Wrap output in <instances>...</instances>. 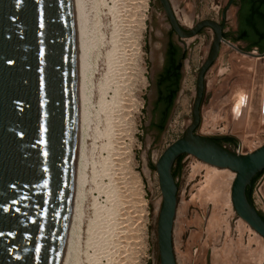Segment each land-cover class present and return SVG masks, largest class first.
I'll use <instances>...</instances> for the list:
<instances>
[{
    "label": "rangeland",
    "instance_id": "rangeland-1",
    "mask_svg": "<svg viewBox=\"0 0 264 264\" xmlns=\"http://www.w3.org/2000/svg\"><path fill=\"white\" fill-rule=\"evenodd\" d=\"M226 1L196 0L195 23L205 19H219L218 13ZM82 2L83 9L88 7L85 14L88 26L91 27L89 35L95 44L91 40L94 46L90 49L91 54L89 53L84 71L86 73H83L84 111L82 110L79 159L82 199L78 209L80 218L76 227V238L69 249L71 255H68L67 263L122 264L121 234L126 230L127 224L123 210L125 201L135 199L128 184H131L129 179L135 174L142 177L146 192V209L140 207L138 213L141 219L139 222L145 223V227L138 230L140 233L134 230V240L137 239L135 243L138 245H135L136 252H143L140 245L143 236L145 251L140 257L139 254L136 255V261L137 264H160L157 224L162 193L155 165L165 149L183 136L193 120L192 109L197 93L198 73L209 56L214 33L205 29L195 38L179 41L169 33L170 28L159 0L149 1L145 27L142 29L138 24V14L141 15L138 13V0ZM183 6L194 9L189 1L184 2ZM178 14L181 17L179 12ZM192 26L184 27L190 29ZM170 37L177 46L180 44L179 47L184 49L186 56L174 110L165 129L159 132L152 123L155 87L150 82V76L155 75L162 64L166 43ZM234 44H222L219 57L207 72L201 121L196 132L212 139L233 135L236 143L224 142L222 146L236 153L239 145H245L246 140L241 134L233 133L234 102L240 82L243 80L246 81L245 84L253 83L256 67L254 61L253 72H247L246 79L242 78L243 54L237 51L236 46L252 52L258 48L252 45L247 47L244 43ZM179 100L183 101V106H179ZM139 102H142V106L138 111ZM262 145L264 114L260 129L249 142L248 148L252 152ZM145 165L150 170L149 176H144ZM214 174L224 177L223 183L227 180L229 184L225 181L226 185L222 183V188L210 191V179ZM235 177L229 170L210 166L191 155L183 156L177 175V211L173 239L177 264H215V250L219 249L221 254L226 255L224 252L240 237L245 245L248 240L257 238L248 227L243 228V236H240L241 219L235 213L231 200ZM121 183L124 185L121 186ZM263 183L264 173L257 180L252 194V203L262 217ZM223 187H227V190ZM123 189L128 199L126 195L120 196L124 195ZM212 192L223 197L217 202V206L211 199ZM253 246L256 247L255 243ZM118 249L120 252H117ZM232 258L225 264H246L238 252Z\"/></svg>",
    "mask_w": 264,
    "mask_h": 264
},
{
    "label": "water",
    "instance_id": "water-1",
    "mask_svg": "<svg viewBox=\"0 0 264 264\" xmlns=\"http://www.w3.org/2000/svg\"><path fill=\"white\" fill-rule=\"evenodd\" d=\"M160 2L180 38H195L204 27L216 32L198 73L193 120L155 165L162 193L160 264H177L173 239L178 186L172 171L182 155L236 173L235 211L264 237V219L247 196L253 179L264 173V145L252 152L248 148L261 120L264 53L240 51L242 78L253 72L254 61L256 67L253 84L242 80L237 90L233 133L244 136L246 143L234 153L219 145V138L196 132L207 72L223 42L222 27L201 21L186 32L168 1ZM81 3L0 0V264L67 263L77 158Z\"/></svg>",
    "mask_w": 264,
    "mask_h": 264
},
{
    "label": "bare ground",
    "instance_id": "bare-ground-1",
    "mask_svg": "<svg viewBox=\"0 0 264 264\" xmlns=\"http://www.w3.org/2000/svg\"><path fill=\"white\" fill-rule=\"evenodd\" d=\"M149 1L150 0H138L139 2V6L137 7L138 8V13H141V15L138 14V18H139V21H138V24L140 26V28H144L145 27V14H146V11H148V6H149ZM86 2V1H85ZM84 3V2H82ZM81 3V24H80V44H79V65H78V128H77V158H76V172H75V187H74V192H73V197H72V209H71V230H70V249H71V245H72V242H73V239L76 238V227H77V224L79 222V218H80V210L79 209V206L81 204V199H82V191L80 189V183H81V178H82V175L79 171V159H80V130H81V125H82V120H83V112H82V104L83 103V97H84V91H83V88H84V83L85 82L83 80V73H86L84 72L86 67H87V64H88V59H89V53H90V49L92 47V42L95 44V42L93 41V39H91L90 35H89V27L88 26V21H87V16L85 14L86 12V8L88 9V7L85 6V9H83V5ZM89 3V2H88ZM134 3V2H133ZM86 5V4H84ZM91 5V4H90ZM134 7V6H133ZM132 7V8H133ZM125 9V8H124ZM85 10V11H84ZM90 11V10H88ZM90 13V12H89ZM136 13H137V10H136ZM136 16V15H135ZM187 19L183 20V23L184 24H187ZM189 24V23H188ZM92 33V31H91ZM90 33V34H91ZM92 40V42H91ZM94 46V45H93ZM93 48V47H92ZM139 48V47H138ZM138 50V49H137ZM91 54V53H90ZM89 67V65H88ZM89 71V70H88ZM90 73V72H89ZM87 79V77H86ZM87 84V83H85ZM90 84V83H89ZM90 88V87H89ZM86 89V87H85ZM89 90V89H88ZM87 90V91H88ZM88 94V93H87ZM90 97V96H89ZM88 98V97H87ZM88 100V99H87ZM90 100V99H89ZM87 102V101H86ZM139 106H138V111H139V108L142 106V102H139ZM178 104L179 106H183V101L179 100L178 101ZM88 105V104H87ZM129 106V105H128ZM86 108V107H85ZM89 108V107H88ZM84 111V110H83ZM88 111V109H87ZM86 111V112H87ZM123 111V110H122ZM86 115V114H85ZM88 115V114H87ZM113 116V115H112ZM115 119V118H114ZM130 122V121H129ZM85 123V122H84ZM116 123V122H115ZM87 127V126H86ZM83 129V128H82ZM85 134V133H84ZM128 138V137H127ZM132 138V137H131ZM123 142V141H122ZM115 143V142H114ZM119 145V144H118ZM243 146V145H242ZM159 160V158H158ZM158 160L156 161V163L158 162ZM126 162V161H125ZM81 168V167H80ZM126 173V172H125ZM143 173H144V176H149L150 174V170L149 168L145 165L144 167V170H143ZM234 173V172H233ZM236 175V173H234ZM227 177V176H225ZM149 178V177H148ZM223 178V179H222ZM236 178V177H235ZM131 180V184L128 183L131 188L129 187V189H131V192H133L134 194H131L133 196H135V199H132L130 201H125L126 203V206L124 208V219H126V230L122 232L121 234V243L123 245V257H122V264H137V261L138 258L136 259V255L138 256L139 254V257H140V254L145 251V244H144V236H143V239L140 240V245L142 246V249H143V252H139L137 251L136 252V249L135 247L138 246L135 241H137V239L134 240L135 238V232L134 230L136 229V231H138L140 228L142 229L143 227H145V223H140L139 219V209L140 207H142L143 209H146L145 206H146V200H145V195H146V192L144 190V183L142 181V177H139V176H136L135 174L133 176L130 177ZM223 180H224V177H220L218 176V174H214L213 176H211V179H210V184L211 185V189L210 191L212 190H215V189H219L223 184H225L227 180L224 181L223 183ZM126 181V180H125ZM235 181V180H234ZM126 183V182H125ZM223 183V184H222ZM227 183L229 184V182L227 181ZM234 183V182H233ZM122 184V183H121ZM227 184V185H228ZM124 183L121 185L123 186ZM128 185V186H129ZM226 185V184H225ZM126 186V187H128ZM229 186V185H228ZM233 186V185H232ZM125 187V186H124ZM225 187V186H224ZM223 189H226L224 188ZM222 188V187H221ZM128 189V188H127ZM126 190V189H125ZM227 190V189H226ZM124 192V189L122 191V193ZM127 192V191H126ZM129 192V191H128ZM208 192V191H207ZM129 193V195L131 196V194ZM211 193V192H210ZM216 193H213L211 194V199L214 201L215 205L217 206V202H220L221 199V195L220 197L217 196V195H214ZM219 194V193H218ZM125 192H124V195L121 194L120 196H125ZM129 196V198H130ZM118 197V196H117ZM127 197V195H126ZM125 197V198H126ZM223 198V197H222ZM124 199V198H123ZM128 199V197H127ZM126 199V200H127ZM231 200H232V189H231ZM123 202V201H122ZM124 204V203H123ZM159 205V203H158ZM232 206H233V202H232ZM124 207V206H123ZM233 209L235 211V208L233 206ZM109 209H107V212ZM120 211V210H119ZM236 213V211H235ZM237 214V213H236ZM238 216V215H237ZM240 218V217H239ZM216 217L213 218V221L215 222L216 220ZM241 219V218H240ZM224 222V221H222ZM141 224V226L138 228V224ZM246 227L249 228L250 231L254 232L256 234V237L257 238H254L252 240H248V244L245 245L243 243V240H242V237L239 238V240L234 243L233 245H230L228 250L227 251H223L225 254H221V250H215V253L213 254L214 255V263L215 264H225V263H228L230 261V259H233L232 256L234 254H236V252H238L241 256V259L246 262V264H262L263 263V254H264V237H262L261 235H259L254 229H252L246 222H244L242 219H241V222L239 223V232H240V236H243V228L245 229ZM140 229V230H141ZM121 231V230H120ZM139 232V231H138ZM120 233V232H119ZM140 233V232H139ZM144 233V231H143ZM254 234V235H255ZM115 236V235H114ZM118 236V235H117ZM119 241V240H118ZM75 242V241H74ZM116 243V242H115ZM120 243V242H119ZM255 243L256 247H252V244ZM139 244V243H138ZM144 244V245H143ZM118 245V244H117ZM136 245V246H135ZM74 246V245H73ZM121 246V245H120ZM116 248V246H115ZM139 249V248H138ZM73 251V250H72ZM71 253V250L69 251ZM117 252H120L119 249ZM68 254V255H71V254ZM137 253V254H136ZM115 255V254H114ZM118 255V254H117ZM119 256V255H118ZM231 256V258H230ZM120 257V256H119ZM73 259V257H71ZM230 258V259H229ZM119 259V258H118ZM229 260V261H228ZM140 261V260H139ZM71 262V261H69ZM116 262V261H115ZM121 262V261H120ZM119 263V261H118ZM66 264H69V263H66Z\"/></svg>",
    "mask_w": 264,
    "mask_h": 264
},
{
    "label": "flooded vegetation",
    "instance_id": "flooded-vegetation-1",
    "mask_svg": "<svg viewBox=\"0 0 264 264\" xmlns=\"http://www.w3.org/2000/svg\"><path fill=\"white\" fill-rule=\"evenodd\" d=\"M167 1L175 16L176 21L184 31H191L201 21H213L222 27L223 42H221V48L222 44L225 42L232 44L244 43L247 45V47L248 45H252V47H257L258 49L252 52L249 50H242L241 48L236 46L239 53H264V50L261 47V45L264 44V0H227L224 7H222L221 11L218 13L220 16L219 19H205L198 21L197 23H195L196 0H183L186 3H188L189 1V3L194 5V9L192 10L183 8L184 2L182 0ZM159 3L164 13V18L170 28L169 33L176 36L179 41L190 40L191 38H180L177 35V33L171 27L169 18L166 15L160 0ZM177 11L181 14V17L179 16ZM185 19H187L188 21L187 24L183 23V20ZM185 25L193 26L190 29H186L184 27ZM206 28L210 27H204L197 34V36L202 34V32ZM210 29L213 31L215 38L216 32L212 28ZM178 45L180 46V44ZM179 46L174 43L171 37L168 39L164 51L163 62L157 70L156 74L150 76V82L151 84H154L155 87V93L152 100V123L154 125V128L159 132L165 129L174 110L176 100L173 103L172 94L176 90H178V97L181 88L183 77L182 69L184 61L183 55L186 53L184 49ZM172 47H175L174 51H172Z\"/></svg>",
    "mask_w": 264,
    "mask_h": 264
},
{
    "label": "trees",
    "instance_id": "trees-1",
    "mask_svg": "<svg viewBox=\"0 0 264 264\" xmlns=\"http://www.w3.org/2000/svg\"><path fill=\"white\" fill-rule=\"evenodd\" d=\"M261 47H262V49H264V44H262ZM172 48H173L172 51H174V50H175V47H172ZM185 56H186V54L183 55V59L185 58ZM177 93H178V90H176V91L172 94V97H173V103H174L175 100H176ZM216 142H217L219 145H221V146H222V143H224V142H228V143H231V144H235V143H236L235 139L232 138V137H226V138H222V139H217ZM182 158H183V155L180 156V157L176 160L175 166L177 167V169H176V167H175V168H173V171H172V172H173V176H174V178H176V176L179 174L180 163H181ZM262 174H263V173L258 174V175L253 179V181H252V186H251L250 188H248V190H247V196H248V198H249L251 201H252L253 188H254V186H255L257 180L259 179V177H260ZM263 219H264V217H263Z\"/></svg>",
    "mask_w": 264,
    "mask_h": 264
},
{
    "label": "crops",
    "instance_id": "crops-1",
    "mask_svg": "<svg viewBox=\"0 0 264 264\" xmlns=\"http://www.w3.org/2000/svg\"><path fill=\"white\" fill-rule=\"evenodd\" d=\"M253 82H254V77H253ZM253 84V83H252ZM235 101H236V98H235ZM263 101H264V77H263ZM235 103V102H234ZM234 108H235V104H234ZM263 114H264V107H263V102H262V114H261V120H260V123H259V126H258V128H257V130H256V132H255V135L257 134V132H258V130L260 129V126H261V124H262V120H263ZM233 116H234V112H233ZM255 135H254V137H255ZM234 136L232 135V138H233ZM253 137V138H254ZM234 139H236L235 137H234Z\"/></svg>",
    "mask_w": 264,
    "mask_h": 264
},
{
    "label": "built area",
    "instance_id": "built-area-1",
    "mask_svg": "<svg viewBox=\"0 0 264 264\" xmlns=\"http://www.w3.org/2000/svg\"><path fill=\"white\" fill-rule=\"evenodd\" d=\"M139 264H140V262H139Z\"/></svg>",
    "mask_w": 264,
    "mask_h": 264
}]
</instances>
